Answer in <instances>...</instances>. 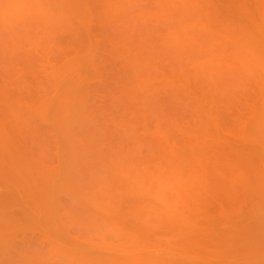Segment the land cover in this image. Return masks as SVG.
<instances>
[{
	"label": "rangeland",
	"instance_id": "rangeland-1",
	"mask_svg": "<svg viewBox=\"0 0 264 264\" xmlns=\"http://www.w3.org/2000/svg\"><path fill=\"white\" fill-rule=\"evenodd\" d=\"M0 264H264V0L0 22Z\"/></svg>",
	"mask_w": 264,
	"mask_h": 264
},
{
	"label": "clouds",
	"instance_id": "clouds-1",
	"mask_svg": "<svg viewBox=\"0 0 264 264\" xmlns=\"http://www.w3.org/2000/svg\"><path fill=\"white\" fill-rule=\"evenodd\" d=\"M37 0H10L5 3L4 0H0V4H3L2 21L4 23H13L18 19L23 18V14L29 9V5H35Z\"/></svg>",
	"mask_w": 264,
	"mask_h": 264
}]
</instances>
